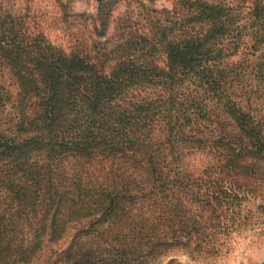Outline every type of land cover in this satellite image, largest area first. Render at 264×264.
Masks as SVG:
<instances>
[{"label": "trees", "instance_id": "trees-1", "mask_svg": "<svg viewBox=\"0 0 264 264\" xmlns=\"http://www.w3.org/2000/svg\"><path fill=\"white\" fill-rule=\"evenodd\" d=\"M97 1L96 40L68 53L0 14V264H30L78 223L51 264L204 248L202 208L257 194L264 0H181L146 10V32L130 15L112 29L121 0Z\"/></svg>", "mask_w": 264, "mask_h": 264}, {"label": "rangeland", "instance_id": "rangeland-1", "mask_svg": "<svg viewBox=\"0 0 264 264\" xmlns=\"http://www.w3.org/2000/svg\"><path fill=\"white\" fill-rule=\"evenodd\" d=\"M226 1L235 5L242 0ZM179 2L181 0H121L112 12V29L120 26L119 19L130 15L131 21H135L141 31H149L141 19L146 10L172 11ZM98 7L97 0H0V14L8 11L15 20L24 21L26 36L32 34L43 38L67 53L96 40L94 27ZM3 84L13 96L16 94L17 86L9 75ZM253 185L257 187V194L251 199L240 200L239 193L237 198L231 193L227 198L220 196L221 203L210 200V205L202 208V216L208 217L209 221L204 223L203 231L205 235H214L203 244L204 248L194 247L192 250V244L189 247H171L166 251L160 250L153 260H145L141 264H264V171L258 180L251 181ZM225 202L228 205L224 207L230 209L228 213H234L224 216L226 212H223L218 218L211 214L212 211L221 212L220 206ZM80 225H73L60 241L50 242L45 235L41 249L35 248L30 264L58 261Z\"/></svg>", "mask_w": 264, "mask_h": 264}]
</instances>
